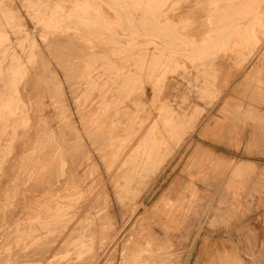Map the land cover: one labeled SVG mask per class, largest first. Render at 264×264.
Returning a JSON list of instances; mask_svg holds the SVG:
<instances>
[{"label":"rangeland","instance_id":"rangeland-1","mask_svg":"<svg viewBox=\"0 0 264 264\" xmlns=\"http://www.w3.org/2000/svg\"><path fill=\"white\" fill-rule=\"evenodd\" d=\"M0 123V264H264V0H0Z\"/></svg>","mask_w":264,"mask_h":264},{"label":"bare ground","instance_id":"bare-ground-1","mask_svg":"<svg viewBox=\"0 0 264 264\" xmlns=\"http://www.w3.org/2000/svg\"><path fill=\"white\" fill-rule=\"evenodd\" d=\"M148 1H149V0H148ZM183 11H184V10H183ZM60 39H61V38H60ZM60 39H59V40H60ZM62 39H63V38H62ZM57 40H58V38H57ZM55 41H56V39H55ZM50 42H51V41H50ZM67 42H69V41H67ZM49 45H51V44L49 43ZM51 46H52V45H51ZM58 46H59V45H58ZM69 46H70V45H69ZM69 46H68V47H69ZM72 46H73V45H72ZM66 47H67V46H66ZM69 48H70V47H69ZM100 48H101V47H100ZM70 49H73V48H70ZM49 51H50V50H49ZM73 52H74V51H73ZM57 53H59V52H57ZM61 55H62V54H61ZM67 55H68V54H67ZM64 65H65V64H64ZM68 65H70V64H68ZM65 66H66V65H65ZM65 66H64V67H65ZM78 67H79V66H78ZM75 71H76V70H75ZM29 88H30V87H29ZM26 89H27V87H26ZM32 89H33V87H32ZM30 90H31V89H30ZM30 90H29V91H30ZM23 91H24V90H23ZM29 91H28V92H29ZM31 91H32V90H31ZM31 91H30L29 93H32ZM26 92H27V91H26ZM34 92H35V91H34ZM75 92H76V91H75ZM53 94H54V93H53ZM23 97H24V96H23ZM38 99H39V98H38ZM112 102H113V101H112ZM36 104H37V103H36ZM94 106H95V105H94ZM32 111H33V110H32ZM12 119H13V118H12ZM1 123H2V121H1ZM1 123H0V124H1ZM34 124H35V123H34ZM1 125H3V124H1ZM1 125H0V126H1ZM59 127H60V126H59ZM32 129H33V128H32ZM74 129H75V128H74ZM63 130H64V129H63ZM19 131H20V130H19ZM59 131H61V130L59 129ZM77 131H78V130H77ZM30 132H31V130H30ZM61 132H62V131H61ZM20 133H21V132H20ZM28 133H29V131H28ZM18 134H19V133H18ZM55 134H56V133H55ZM79 134H80V133H79ZM59 137H60V136H59ZM64 137H65V136H64ZM60 138H61V137H60ZM65 138H66V137H65ZM61 139H62V138H61ZM58 140H59V139H58ZM99 140H100V139H99ZM96 141H97V140H96ZM69 142H70V141H69ZM66 143H67V142H66ZM54 145H55V144H54ZM60 145H61V144H60ZM65 147H66V146H65ZM21 148H22V147H21ZM49 149H50V148H49ZM64 150H65V149H64ZM73 150H74V149H73ZM88 150H89V149H88ZM54 151H55V150H54ZM66 151L68 152L69 150H66ZM62 152H63V151H62ZM74 152H75V151H74ZM205 152H206V151H205ZM68 153H69V152H68ZM44 154H45V153H44ZM48 154H49V153H48ZM67 155H68V154H67ZM101 155H102V154H101ZM46 157H47V156H46ZM39 158H40V157H39ZM48 160H49V158H48ZM66 160H67V159H66ZM49 162H50V161H49ZM52 163H53V162H52ZM52 163H51V164H52ZM49 165H50V164H49ZM58 165H59V164H58ZM58 165H57V166H58ZM51 167H52V166H51ZM53 168H54V167H53ZM50 169H51V171L53 170L52 168H50ZM56 170L58 171L59 169H56ZM48 171H49V169L47 170V172H48ZM52 172H53V171H52ZM52 172H50V174H51ZM55 172H56V171L54 170V173H55ZM57 173H58V172H57ZM50 174H49V172H48L47 175H50ZM55 174H56V173H55ZM57 175H58V174H57ZM42 176H43V175H42ZM42 176H41V177H42ZM51 176H52V175H51ZM54 176H55V175H53V177H54ZM64 176H65V175H64ZM53 177H52V178H53ZM55 177H56V176H55ZM55 177H54L53 179L51 178L52 182H53L54 179H56ZM76 177H77V176H76ZM0 178H1V177H0ZM45 178H46V176H45ZM68 178L70 179V177H68ZM72 178H73V177H72ZM78 178H79V177H78ZM58 179L60 180V177H59ZM41 180H42V179H41ZM51 180H50V182H51ZM62 180H63V179H62ZM62 180H61V181H62ZM65 180H66V179H65ZM45 181H46V180H45ZM55 181H56V180H55ZM63 181H64V180H63ZM66 181H67V180H66ZM42 182H43V181H42ZM50 182H49V183H50ZM57 182H59V181H57ZM57 182H53V183H55V185H56ZM18 183H19V182H18ZM47 183H48V182H47ZM47 183H46V184H47ZM60 183H61V182H60ZM60 183H59V184H60ZM40 184H41V183H40ZM50 184H52V183H50ZM30 185H31V184H30ZM44 186H45V185H44ZM46 186H47V185H46ZM46 186H45V187H46ZM52 186H53V185H52ZM52 186H51V187H52ZM56 186H57V185H56ZM59 186H60V185H59ZM66 186H68V185H66ZM41 188H42V186H41ZM46 188H47V187H46ZM46 188H45V189H46ZM49 188H50V187H48V189H46L47 191L45 190L47 193H48ZM53 188H55V187H53ZM53 188H52V189H53ZM59 188H60V187H59ZM38 189H40V187H39ZM42 189H43V188H42ZM40 190H41V189H40ZM50 190H51V189H50ZM34 191H35V190H34ZM37 191H38V190H37ZM39 192H40V191H39ZM41 192H42V191H41ZM43 192H44V190H43ZM53 193H54V192H53ZM53 195H54V194H53ZM59 195H60V194H58V196H59ZM62 195H63V193H62ZM54 196H55V195H54ZM22 197H23V196H22ZM23 198H24V197H23ZM55 198H56V197H55ZM19 199H20V198H19ZM23 200H24V199H23ZM56 200H57V199H56ZM85 200H86V199H85ZM96 200H97V199H96ZM28 201H29V200H28ZM52 201H53V200H52ZM59 202H60V201H59ZM64 202H65V201H64ZM21 203H22V202L20 201L18 204L21 205ZM62 203H63V202H62ZM16 205H17V204H16ZM20 205H19V206H20ZM22 205H23V203H22ZM62 205H63V204H62ZM16 207H17V206H16ZM24 218H25V217H24ZM0 221H1V220H0ZM20 223H21V222H20ZM2 224H3V223H2ZM0 234H1V233H0ZM47 248H48V247H47ZM42 249H43V248H42ZM14 253H15V252H14ZM14 253H13V254H14ZM24 254H25V253H24ZM35 254H36V253H35ZM24 256H25V255H24ZM1 258H3V257H1ZM1 258H0V259H1ZM4 258H5V257H4ZM32 259H33V258H32ZM54 262H55V261H54ZM81 264H82V263H81Z\"/></svg>","mask_w":264,"mask_h":264}]
</instances>
